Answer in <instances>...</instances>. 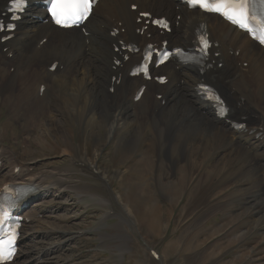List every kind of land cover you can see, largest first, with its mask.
Masks as SVG:
<instances>
[{
  "label": "bare ground",
  "instance_id": "6f19581e",
  "mask_svg": "<svg viewBox=\"0 0 264 264\" xmlns=\"http://www.w3.org/2000/svg\"><path fill=\"white\" fill-rule=\"evenodd\" d=\"M4 4L5 1L0 0V8ZM133 4L138 6L136 11L131 9ZM145 11L152 14L166 12L174 23H178L171 35L173 43L188 44L194 38L198 24L207 22L221 55L212 56L211 68L204 77L221 90L234 116H247V131L240 133L231 128L225 120L217 118L212 106L201 100L196 89L201 75L195 68L166 63L159 72L167 74L169 82L161 86L154 81L145 83L141 78H130L129 71L140 55H132L122 66H114L117 65L115 57L119 58L114 51L118 40L144 45L149 41L147 34L158 36L152 28L145 30L143 35L136 34V30L145 27L144 23H137L138 12ZM36 14L43 12L39 10ZM120 22L125 32L113 37L111 31ZM86 25L88 35L79 28L64 30L51 22L24 18L14 32L15 37L0 44V99L8 109L6 114L11 115L2 124L5 134L18 121L25 127L23 129L20 124L24 131L34 133L42 120L47 123L52 118L53 124L60 120V112L66 111L90 130L107 131L106 143L122 132L124 155L138 136L150 139L140 158L126 169L106 167L101 171L91 157L72 155L74 162L85 171L103 178L106 188L115 194L130 220L136 218L135 212L129 203L125 205L121 201L120 189L112 185L111 178L119 177L123 181L124 175L130 173L135 180L130 182L132 187L129 189L135 188L134 191L147 194L148 198L153 190L149 185L151 170H145L151 160L147 147L155 145L164 147L163 152L170 154L169 160L175 159L176 151L182 157L187 156L190 149H202L207 152L206 156L216 153L217 163L230 160L227 163L234 165L244 177L256 180L254 193L264 205L260 193L264 186V48L220 17L179 6L176 0H101ZM4 47L8 48L7 52L3 51ZM53 62L59 65L50 71L48 67ZM220 63L222 67H219ZM114 76H120L119 84L112 83ZM144 83L147 88L142 98L135 102V94ZM41 85L45 86L42 95ZM157 94L162 98H156ZM258 133L261 135L257 136ZM25 150L27 152L29 147ZM100 151L101 147H97L94 158ZM127 160L128 157L125 162ZM10 166L11 173L5 180L34 185L36 190H42L38 198L47 192L37 175L29 172L31 165L28 162L13 156ZM17 167H20L19 174L14 173ZM214 167L215 164L210 169ZM154 191L156 194L155 188ZM155 194H151L154 202ZM26 215L32 217L34 211L28 209ZM31 235L25 234L23 243L33 238ZM26 256L28 253L25 252L18 254V262L22 264L20 260ZM9 264H15V261Z\"/></svg>",
  "mask_w": 264,
  "mask_h": 264
},
{
  "label": "rangeland",
  "instance_id": "374dc122",
  "mask_svg": "<svg viewBox=\"0 0 264 264\" xmlns=\"http://www.w3.org/2000/svg\"><path fill=\"white\" fill-rule=\"evenodd\" d=\"M6 110L0 99L2 177L11 173L12 157L19 156L47 187L29 208L41 216L25 225L24 235L33 238L22 242L19 254L28 253L22 264H264V205L254 193L257 182L230 160L217 163L216 153L206 156L202 149H190L185 157L176 151L169 160L164 147H147L153 165L148 162L145 170H151L156 202L151 194L147 198L129 189L135 180L130 173L123 181L111 178L121 201L135 212L130 220L103 178L85 171L72 155L91 157L101 171L126 169L150 139L138 136L124 155L122 132L106 143L107 131L90 130L66 111L53 124L52 118L42 120L34 133L18 121L5 134L2 124L11 116ZM97 147L101 151L94 158Z\"/></svg>",
  "mask_w": 264,
  "mask_h": 264
},
{
  "label": "snow or ice",
  "instance_id": "6c2138e0",
  "mask_svg": "<svg viewBox=\"0 0 264 264\" xmlns=\"http://www.w3.org/2000/svg\"><path fill=\"white\" fill-rule=\"evenodd\" d=\"M97 0H48V12L52 21L60 28L79 27L89 20L93 14V8ZM12 9L22 12L27 0H11ZM187 5L203 10L206 13L218 14L231 25L249 34L254 41L260 45H264V0H186ZM135 8V5H133ZM143 17H149L151 14L142 12ZM17 17L13 16V19ZM158 26L168 28V24L164 20H154ZM14 24L7 25L9 30L14 29ZM5 25L0 24V30ZM7 39V37H5ZM201 56L208 54V50L212 47L211 41L205 35L199 38ZM176 57L181 58L184 62H198L196 56L189 55L182 48L177 47L174 51ZM152 53H146L145 59L151 57ZM172 52H165L160 63L172 56ZM119 63V61H117ZM148 74L147 64L138 67L134 74ZM164 82V77H159ZM201 94L208 100L214 102L218 106V112L221 116L227 115V108L224 106L222 99L217 95L213 88L208 85H199ZM139 99V97H137ZM243 127V125H241ZM6 191H10L6 189ZM26 191V189L24 190ZM23 191L13 193L15 196L22 195ZM10 219L9 212L6 209L0 210V264H7L15 254V241L17 239L18 225H9L7 221ZM10 229V230H9ZM6 237V238H5Z\"/></svg>",
  "mask_w": 264,
  "mask_h": 264
}]
</instances>
